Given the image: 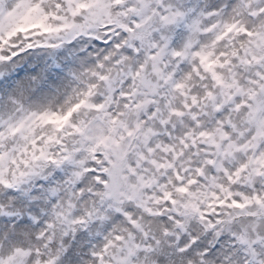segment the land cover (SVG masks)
I'll use <instances>...</instances> for the list:
<instances>
[{
    "label": "snow or ice",
    "instance_id": "6c2138e0",
    "mask_svg": "<svg viewBox=\"0 0 264 264\" xmlns=\"http://www.w3.org/2000/svg\"><path fill=\"white\" fill-rule=\"evenodd\" d=\"M0 264H264V0H0Z\"/></svg>",
    "mask_w": 264,
    "mask_h": 264
}]
</instances>
